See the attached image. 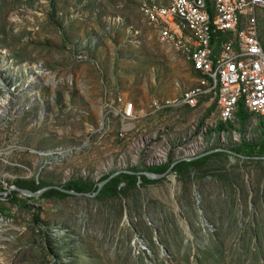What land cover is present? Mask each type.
<instances>
[{
    "label": "rangeland",
    "instance_id": "obj_1",
    "mask_svg": "<svg viewBox=\"0 0 264 264\" xmlns=\"http://www.w3.org/2000/svg\"><path fill=\"white\" fill-rule=\"evenodd\" d=\"M141 1L0 0V65L14 66L16 76L15 89L0 88V192L19 180L93 187L118 170H146L159 148L168 150V164L199 156L183 172L138 182L128 196L13 191L2 205H19L16 222L28 229L10 245L8 264H264V159L227 151L264 142V117L242 120L241 107L233 128L218 131L212 101L154 108V100L197 82L184 58L158 40ZM260 23L264 40V10ZM112 92L134 103L124 136L120 116L107 129L101 124Z\"/></svg>",
    "mask_w": 264,
    "mask_h": 264
},
{
    "label": "built area",
    "instance_id": "obj_2",
    "mask_svg": "<svg viewBox=\"0 0 264 264\" xmlns=\"http://www.w3.org/2000/svg\"><path fill=\"white\" fill-rule=\"evenodd\" d=\"M263 10L264 0H142L140 11L145 21L154 28L162 44L190 65L197 82L169 101L154 100L153 107L194 109L203 100L212 101L220 123L226 128L234 122L241 107L249 116L264 117V40L260 23ZM77 55L78 59L87 60L84 54ZM13 69L10 64L0 65V88L15 89V85L9 87L16 77ZM112 95L113 92L105 95L101 124L107 129L120 116L124 123L119 134L124 136L135 117L134 103L121 92ZM144 141L149 142L147 138ZM85 145L72 146L66 152L68 155L78 152ZM167 154L168 150L159 148L158 153L149 157V166L168 164ZM17 188L12 185L2 191L0 203L12 197L9 194ZM17 207L10 211L0 209V264H8L10 245L17 243L28 229L27 225L17 224ZM139 237L135 240L142 246L145 241Z\"/></svg>",
    "mask_w": 264,
    "mask_h": 264
},
{
    "label": "trees",
    "instance_id": "obj_3",
    "mask_svg": "<svg viewBox=\"0 0 264 264\" xmlns=\"http://www.w3.org/2000/svg\"><path fill=\"white\" fill-rule=\"evenodd\" d=\"M239 113H242V120H246L249 116L248 114L244 113L243 110H241ZM238 113V114H239ZM244 116V117H243ZM229 127L233 128L232 124H228ZM226 129L225 125L223 123H219L217 126L218 131H224ZM212 131V130H211ZM238 154L242 155L245 158L248 159H261V157H264V142H253V141H243L239 148L236 151ZM199 159H194L191 162L181 161L174 165L173 170L180 172H183L185 170L184 167L188 165H194L195 163H198ZM171 164H161V165H154L149 166L146 168L147 171L163 174L167 172V170L170 168ZM184 168V169H183ZM135 173L132 172H125L117 175L116 177L112 178L107 184L104 185V187L101 189V191L98 193V197L104 196V195H111L116 196L119 193H122L123 195L128 196L129 191L132 188L137 187L139 180H141L140 184H149L151 182L160 181V179H150L147 175H139L137 169H132ZM111 174H107L102 177L101 181L107 179ZM124 183V184H123ZM20 188L29 189L31 191H38L44 187H47V184H40L37 183L34 180L26 181V180H19L16 184ZM122 185L121 187H119ZM65 189L69 190H75L77 192H92L95 193L98 190L99 185L96 184L95 186H88L86 183L73 179L68 181L64 186ZM17 193V191H14ZM67 197L72 196V194L67 193L61 189L58 188H50L47 189L41 196V198L45 197ZM74 196V195H73ZM0 209H4V206L0 203Z\"/></svg>",
    "mask_w": 264,
    "mask_h": 264
},
{
    "label": "water",
    "instance_id": "obj_4",
    "mask_svg": "<svg viewBox=\"0 0 264 264\" xmlns=\"http://www.w3.org/2000/svg\"><path fill=\"white\" fill-rule=\"evenodd\" d=\"M227 150V149H226ZM228 152H230L231 154H235V155H240L238 154L237 152L235 151H232V150H227ZM209 152H205L203 153L202 155L200 156H203V155H206L208 154ZM241 157H243L242 155H240ZM199 156H196L192 159H196L198 158ZM245 158V157H244ZM264 159V157H261ZM173 167L174 165H171L170 168L167 170V172L163 173V174H158V173H154V172H150V171H147V170H144V171H140V172H136L138 173L139 175H147L150 179H162L164 177H168L170 176L171 174V171L173 170ZM125 172H132V173H135L134 171L132 170H118L114 173H112L107 179L103 180L100 182L99 184V187H98V190L93 194V195H97L101 189L104 187L105 184H107L112 178L116 177L117 175L121 174V173H125ZM50 188H58V189H61L67 193H70V194H73L75 196H90L91 194L88 193V192H77L75 190H69V189H65L63 186H47V187H44L42 189H40L39 191H31L29 189H24V188H20L18 187L17 188V191L19 192H23L31 197H39L41 196L47 189H50ZM2 194V192H0V195ZM189 236H191V234L188 233Z\"/></svg>",
    "mask_w": 264,
    "mask_h": 264
},
{
    "label": "bare ground",
    "instance_id": "obj_5",
    "mask_svg": "<svg viewBox=\"0 0 264 264\" xmlns=\"http://www.w3.org/2000/svg\"><path fill=\"white\" fill-rule=\"evenodd\" d=\"M2 60V59H1ZM2 63H3V61H2ZM5 63V62H4ZM1 64V63H0ZM38 68V70H41V72L43 73V70H42V67L41 66H37ZM39 72V71H38ZM30 73V72H29ZM40 74V73H39ZM38 78H39V76L38 75H35V73L34 74H30V76H29V79H30V85L28 86V91H29V93H31L32 92V82H34V81H36V80H38ZM52 81H54V80H52ZM18 86V85H17ZM5 93V92H4ZM10 94H7V93H5V100H4V102L3 103H7L8 101H9V99H10ZM32 102V101H31ZM20 104H18L17 103V106H19ZM47 155V154H46Z\"/></svg>",
    "mask_w": 264,
    "mask_h": 264
}]
</instances>
